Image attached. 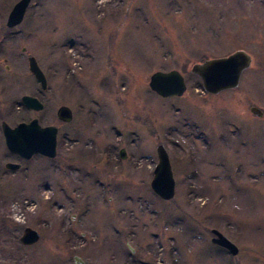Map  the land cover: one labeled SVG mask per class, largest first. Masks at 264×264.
Wrapping results in <instances>:
<instances>
[{
  "label": "rangeland",
  "instance_id": "obj_1",
  "mask_svg": "<svg viewBox=\"0 0 264 264\" xmlns=\"http://www.w3.org/2000/svg\"><path fill=\"white\" fill-rule=\"evenodd\" d=\"M18 1L0 0V264H264V115L251 110L264 112V0H33L8 31ZM236 52L251 58L239 85L207 92L194 68ZM173 69L186 92L159 96L150 76ZM33 118L59 128L55 158L8 150L2 121ZM160 144L177 184L168 201L150 186ZM26 227L38 243H21Z\"/></svg>",
  "mask_w": 264,
  "mask_h": 264
},
{
  "label": "water",
  "instance_id": "obj_2",
  "mask_svg": "<svg viewBox=\"0 0 264 264\" xmlns=\"http://www.w3.org/2000/svg\"><path fill=\"white\" fill-rule=\"evenodd\" d=\"M31 0H19L11 10L8 17V26L13 27L22 22ZM251 62V58L245 52H236L227 57L214 59L204 66L195 67V71L202 77L204 88L211 93H218L224 89L238 86L241 74ZM29 68L36 79L41 82L43 89H47L48 80L34 56L29 57ZM151 89L163 97L182 96L187 89L184 75L176 69L171 71H156L151 76L149 83ZM23 104L29 109L36 111L43 110L44 103L36 96L24 95ZM252 112L259 117L264 112L257 106L251 108ZM57 115L59 119L69 122L73 119V111L67 105H62ZM2 131L5 137L7 148L25 159H30L36 154L50 158L57 155V134L58 127L55 125L42 126L38 119L30 122H21L12 127L6 121L2 122ZM159 162L154 169V177L151 187L154 192L164 200H170L175 196L176 181L170 161L169 153L163 144L157 148ZM121 157H126V150L120 152ZM7 168L18 169L19 163L9 162ZM216 235L213 242L227 248L233 255H236L239 248L221 231L213 229ZM41 238V233L32 227H26L20 241L23 245H33ZM75 264H85L81 257L75 256Z\"/></svg>",
  "mask_w": 264,
  "mask_h": 264
},
{
  "label": "flooded vegetation",
  "instance_id": "obj_3",
  "mask_svg": "<svg viewBox=\"0 0 264 264\" xmlns=\"http://www.w3.org/2000/svg\"><path fill=\"white\" fill-rule=\"evenodd\" d=\"M8 28H9L8 31H11V30H13V29H15V28H17V27H13V28L8 27ZM18 33H19V31L15 32V35H14V36H16V34H17V37L20 36V35H18ZM14 36H10V38H11V37L13 38ZM25 48H26V47H23V52H24V53H26V49H25ZM30 56H31V55H30ZM30 56H29V57H30ZM29 57H28V59H29ZM6 69L8 70V68H6ZM73 114H74V113H73ZM31 120H32V119H31ZM27 122H29V121H27ZM15 155H17V154H15ZM119 155H120V152H119ZM17 156H18V155H17ZM35 156H36V155H35ZM33 157H34V156H33ZM33 157H32V158H33ZM20 158H21V157H20ZM32 158H31V159H32ZM21 159H22V158H21ZM23 160H24V159H23ZM6 164H7V163H6ZM5 167H6V165H5ZM6 168H7V167H6ZM7 170L10 171L11 169H8V168H7ZM212 239H213V237H212Z\"/></svg>",
  "mask_w": 264,
  "mask_h": 264
},
{
  "label": "bare ground",
  "instance_id": "obj_4",
  "mask_svg": "<svg viewBox=\"0 0 264 264\" xmlns=\"http://www.w3.org/2000/svg\"><path fill=\"white\" fill-rule=\"evenodd\" d=\"M152 75H153V74H152ZM152 75H151V76H152ZM151 76H150V80H151ZM149 83H150V81H149ZM170 97H171V96H170ZM37 243H38V242H37ZM35 244H36V243H35Z\"/></svg>",
  "mask_w": 264,
  "mask_h": 264
}]
</instances>
